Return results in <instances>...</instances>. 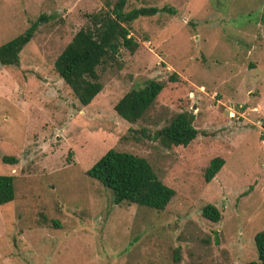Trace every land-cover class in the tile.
Wrapping results in <instances>:
<instances>
[{"label": "rangeland", "instance_id": "374dc122", "mask_svg": "<svg viewBox=\"0 0 264 264\" xmlns=\"http://www.w3.org/2000/svg\"><path fill=\"white\" fill-rule=\"evenodd\" d=\"M138 6L169 10L129 23L136 49L99 67L101 88L81 105L52 61L102 0H0V44L43 17L17 66L0 65V154L16 158L0 161L13 181V198L0 204V264L254 258L252 235L264 227V0H124L122 10ZM147 79L163 87L142 119L126 123L112 105ZM181 110L193 114L194 138L169 147L151 138ZM108 148L149 163L173 190L163 209L115 205L85 174ZM214 156L222 164L204 182ZM207 203L216 222L200 215Z\"/></svg>", "mask_w": 264, "mask_h": 264}, {"label": "trees", "instance_id": "16d2710c", "mask_svg": "<svg viewBox=\"0 0 264 264\" xmlns=\"http://www.w3.org/2000/svg\"><path fill=\"white\" fill-rule=\"evenodd\" d=\"M123 5L124 0H114L113 3L102 0L101 8L85 13L86 24L72 34L52 61L53 71L81 105L88 103L101 88L99 67L106 61L115 60L121 48L128 53L136 49L137 42L129 33V23L139 16L169 10L163 6H138L123 11ZM42 19V15L37 16L20 33L0 44L1 66H17L19 50ZM167 78L173 80L172 75ZM162 87V82L147 79L126 90L114 102L112 109L126 123L134 124L142 119ZM192 120L190 111H178L165 124L155 128L151 138L164 147L185 146L197 134ZM0 161L13 164L16 158L0 154ZM221 164L220 157H211L202 170V180L207 182L211 179ZM85 174L109 189L111 202L115 205L135 204L159 211L173 194V190L157 178L143 157L126 151L108 148L85 170ZM12 198V176L0 174V204ZM200 215L212 222L219 219L218 211L209 203L200 208ZM51 223L56 224L52 220ZM252 245L254 258L241 264H264V227L252 235ZM173 259L176 260V256Z\"/></svg>", "mask_w": 264, "mask_h": 264}]
</instances>
